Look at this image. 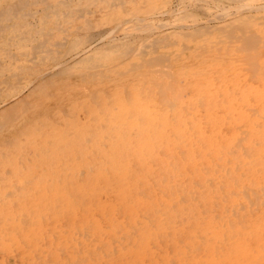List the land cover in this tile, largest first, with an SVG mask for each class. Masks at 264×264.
Returning <instances> with one entry per match:
<instances>
[{"label":"bare ground","instance_id":"obj_1","mask_svg":"<svg viewBox=\"0 0 264 264\" xmlns=\"http://www.w3.org/2000/svg\"><path fill=\"white\" fill-rule=\"evenodd\" d=\"M0 264H264V0H0Z\"/></svg>","mask_w":264,"mask_h":264}]
</instances>
